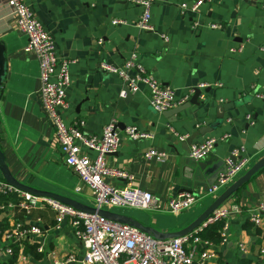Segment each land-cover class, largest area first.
<instances>
[{
	"label": "crops",
	"instance_id": "obj_1",
	"mask_svg": "<svg viewBox=\"0 0 264 264\" xmlns=\"http://www.w3.org/2000/svg\"><path fill=\"white\" fill-rule=\"evenodd\" d=\"M23 2L54 37L59 61L74 62L66 91L68 108L62 112L66 124H82L87 135L102 137L104 128L115 123L122 141L118 151L107 157L108 167L128 172L135 178L133 186L162 203L161 210L156 211L123 208L111 212L163 234L180 232L195 222L222 193L213 196L206 189L194 190L200 201L179 215L165 205L186 187L184 182L190 174L187 164L191 163L186 141L202 128L213 130L196 137L193 145L230 137L201 162L212 159L211 166H217L218 160L225 162L234 150H244L242 156L249 159L250 169L264 157L263 0H205L198 13L187 14L181 12L180 5L197 0H157L152 8V30L136 26L144 11L126 0ZM114 20L124 24L113 25ZM197 23L201 25L198 29ZM213 24L221 28L211 29ZM0 42L6 58L0 91V148L9 171L25 186L94 208L91 191L67 166L42 107L39 62L34 53L25 52L28 38L17 28L8 0H0ZM133 54L160 84L175 90L179 104L174 108L190 100L192 89L202 91L200 106L172 116L158 114L150 105V92L144 84H139L132 97L122 98L126 90L123 81L116 74L101 71L100 65L120 68ZM203 85L206 88L199 89ZM223 106H228L224 112ZM248 116L253 117V123ZM131 126L152 133L153 139L128 140L124 131ZM181 136L187 139L181 141ZM150 149L166 153L167 159L147 160L145 154ZM89 154L95 157L93 152ZM0 179L4 180L1 170ZM105 182L116 188L127 185L112 178H105ZM263 199L264 169L222 205L238 207L240 212L222 222L229 229L226 241L215 243L218 264H264L260 256L264 229L252 222ZM17 201L18 197L12 202ZM17 222L43 229L44 235L36 237V244L31 246L44 244L60 258L75 253L77 264H82V244L68 221L59 232L55 230L51 208H38L30 215L18 207L0 212V230ZM5 246L0 234V252ZM31 256L35 264H51L37 251Z\"/></svg>",
	"mask_w": 264,
	"mask_h": 264
},
{
	"label": "built area",
	"instance_id": "obj_2",
	"mask_svg": "<svg viewBox=\"0 0 264 264\" xmlns=\"http://www.w3.org/2000/svg\"><path fill=\"white\" fill-rule=\"evenodd\" d=\"M126 1L141 7L144 11L136 26L140 30H152V8L157 0ZM204 3L205 0H197L191 5L183 3L180 5V10L183 14L198 13ZM8 4L13 11L17 28L28 38L25 52L34 53L39 62L41 104L55 130L65 162L79 177L81 183L91 191L94 197V208L108 211L115 208L161 210L162 203L159 198L132 185L135 179L132 175L126 171L108 167L107 157L118 151L122 141L115 123L112 122L104 128L102 137L87 135L81 129L82 124L81 127L66 124L62 112L68 108L66 91L71 84L70 64L74 62L65 59L59 61L54 37L23 0H8ZM262 5L264 9V0ZM112 23L113 25L124 24L120 20H114ZM200 26L197 23L195 28L198 29ZM209 27L211 29L221 28L218 24ZM99 44L102 45L103 42L100 40ZM262 50L264 52V46ZM100 69L103 72L118 75L123 81L126 90L121 93L122 98H126L127 90L134 95L139 91V84L146 85L150 92V105L158 114H163L179 104L175 90L163 86L149 74L138 62L136 54H133L123 67L102 63ZM132 72L135 74L132 75ZM205 88L204 85L199 87V89ZM195 92L196 89L191 90L192 94ZM247 119L253 123L252 116H248ZM124 137L132 141H142L153 139L154 135L131 126L125 129ZM228 137L230 136L210 138L203 143L192 145L189 152L190 158L195 161L204 160L221 141H225ZM179 138L181 141L187 139L184 136ZM91 152L95 154V157L90 156ZM243 153L244 150H234L227 157L225 160L227 170L219 176L217 184L210 188L209 194L218 196L222 188L230 187L249 169V159L244 158ZM145 158L149 161L163 162L167 159V154L150 149L145 154ZM105 178L124 181L127 185L123 188H116L107 184ZM77 191H81V188ZM13 194L20 197L18 208L27 215L38 208H51L55 213L57 232L68 221L76 239L80 241L85 250L82 264H218L215 243L203 239L200 233L208 226L224 222L231 215L240 212L238 207L222 206L192 233L174 239H157L129 224L113 221L98 213L79 210L49 197L35 196L0 179V196ZM199 201L197 194L181 193L169 199L165 208L179 215L193 208ZM15 207L16 205L12 202L7 206L0 205V212H7ZM252 222L264 229V199L258 212L252 218ZM228 229V225L225 224L221 231L222 243L227 239ZM0 234L6 243L0 252L1 261L13 257L15 255L14 246H16L19 250L15 264H35L31 259V253L27 250L28 246L36 244V237L44 235L40 226L17 222L9 229L0 230ZM36 251L51 264H77L79 262L75 253H69L60 258L56 253L49 251L44 244L38 245ZM260 256L264 259V249L261 250Z\"/></svg>",
	"mask_w": 264,
	"mask_h": 264
},
{
	"label": "water",
	"instance_id": "obj_3",
	"mask_svg": "<svg viewBox=\"0 0 264 264\" xmlns=\"http://www.w3.org/2000/svg\"><path fill=\"white\" fill-rule=\"evenodd\" d=\"M5 75H6V58H5V47L4 45L0 42V91L1 87L3 85V82L5 80ZM202 94L201 90H196L194 95L190 98V100L171 110H168L165 112V114H168L169 116H172L174 114L183 112L192 106H200L198 100ZM132 97V94L127 90V98ZM207 103V102H204ZM228 106H223L222 107V112L226 111ZM167 116V115H166ZM220 120L222 119L221 117L219 118ZM213 130V127L209 128H202L195 132L192 136H190L187 141H186V151L190 152V148L193 145V142L196 137L199 135H204L208 132H211ZM189 164L187 166L190 167V174L187 176L184 185L186 186L182 191L183 193H194V190L201 188L205 190L206 192H209L210 188L214 185L217 184V180L219 176L222 173H225L227 170L226 163L223 160H218L217 166H211L212 164V159L209 161H195L192 158L190 159ZM262 169H264V157L261 158L255 165H253L241 178H239L236 182H234L229 188H227L220 196H218L214 202L205 210V212L195 221L193 222L189 227L186 229L172 233V234H163L156 232L148 227H145L138 222H135L131 220L128 217L115 214L111 211L108 210H97L95 208H90L83 206L71 199L65 198L63 196L49 193V192H44V191H39L33 188H30L28 186H25L18 182L11 174L9 171L8 165L6 163V158L5 155L0 148V170L4 176V180L8 182L9 184L15 186L16 188L28 192L30 194H33L35 196H41V197H49L55 200H58L60 202H63L67 205L73 206L79 210H83L85 212L89 213H98L101 216H104L108 219H111L113 221L129 224L131 226H134L141 231L151 234L153 237L157 239H174V238H179L185 235H188L189 233H192L195 231L197 228L201 227L207 219L214 213L217 209L222 207V205L230 198L232 197L235 193H237L245 184L249 183L252 178L257 175Z\"/></svg>",
	"mask_w": 264,
	"mask_h": 264
},
{
	"label": "trees",
	"instance_id": "obj_4",
	"mask_svg": "<svg viewBox=\"0 0 264 264\" xmlns=\"http://www.w3.org/2000/svg\"><path fill=\"white\" fill-rule=\"evenodd\" d=\"M18 197V201L17 203H14L12 201H16ZM14 203L16 205V207H18V202H20L19 200V196L18 195H10V196H0V205H6L8 203ZM224 227V224L222 222L213 224L208 226L206 229L203 230L202 233H200V236L203 239L212 241L216 244L220 243L222 241V237H221V231ZM33 246H28V250L27 252L29 253H35L37 247H33ZM14 250H15V255L11 258H9L8 260L3 261L1 264H15L18 258V248L16 246H14ZM31 251V252H30Z\"/></svg>",
	"mask_w": 264,
	"mask_h": 264
},
{
	"label": "rangeland",
	"instance_id": "obj_5",
	"mask_svg": "<svg viewBox=\"0 0 264 264\" xmlns=\"http://www.w3.org/2000/svg\"><path fill=\"white\" fill-rule=\"evenodd\" d=\"M241 177V176H240ZM227 188H229V187H225V188H222L221 190H220V192H219V194L220 193H223ZM218 194V195H219ZM94 205H95V203H94ZM197 205V204H196ZM121 209H123V208H121ZM125 209H130V208H125ZM114 210H118V208H115Z\"/></svg>",
	"mask_w": 264,
	"mask_h": 264
}]
</instances>
